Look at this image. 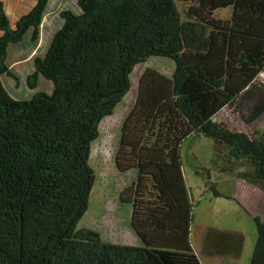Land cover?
I'll return each mask as SVG.
<instances>
[{"label": "trees", "instance_id": "1", "mask_svg": "<svg viewBox=\"0 0 264 264\" xmlns=\"http://www.w3.org/2000/svg\"><path fill=\"white\" fill-rule=\"evenodd\" d=\"M52 1L15 22L0 1V264H203L182 149L205 135L264 179V132L217 118L244 96L255 98L254 119L264 114V0H77L33 58L35 92L13 97L3 83L19 80L10 50L37 46ZM154 57L173 63L171 75L146 67L135 85ZM128 96L115 165L133 172L120 193L132 243L80 226L96 182L92 144ZM255 220L250 264H264V220Z\"/></svg>", "mask_w": 264, "mask_h": 264}, {"label": "rangeland", "instance_id": "2", "mask_svg": "<svg viewBox=\"0 0 264 264\" xmlns=\"http://www.w3.org/2000/svg\"><path fill=\"white\" fill-rule=\"evenodd\" d=\"M0 1L4 2L7 14L14 21L20 15L29 12L37 0ZM64 9L78 11V1H52L44 18L42 35L37 46L33 48L29 44L26 46L17 44L11 48L9 61L19 80L3 76V83L13 97L19 98L17 96L32 95L35 92L28 86V76L33 69V58L45 53L54 32L62 23L60 14ZM218 16L227 18L229 12L222 11L218 13ZM146 67L171 75L174 65L171 61L157 57L149 59L147 63L137 67L135 85L140 73ZM260 78L264 80V72ZM46 81L41 78L37 90H42L41 82L45 83ZM240 100V108L222 110L217 118L226 121L233 128L247 131L253 135L255 132H264V114L255 119L252 117L257 105L255 98L244 96ZM130 105L131 100L128 96L116 112L106 117L100 124V135L92 144L90 156V164L96 171V182L88 210L80 222V226L93 228L113 241L128 243L134 242L136 237L130 224L131 206L121 201L120 193L131 183L133 172L120 173L115 165V154L119 142L120 126ZM196 156L199 162L195 159ZM182 157L185 164V178L197 202L194 209L193 226L201 228L203 225H211L220 229L241 230L244 240L241 238L240 243L244 242L247 264H250L258 240L256 222L247 221L246 224L238 221L236 225L229 226L230 222L226 214L232 211L244 212L250 202L255 204L257 194L254 195V199L249 195L250 192L253 195V189L248 183H255L256 180L253 178H258L262 182L259 185L263 186L264 179L261 180L251 174L254 171V165L250 161L231 157L224 147L205 135L187 139L183 145ZM245 177L250 179L245 180ZM211 186L217 189L221 195H216ZM232 195L238 198L235 199ZM259 196L264 198V192H260ZM249 224L251 227L248 226Z\"/></svg>", "mask_w": 264, "mask_h": 264}, {"label": "crops", "instance_id": "3", "mask_svg": "<svg viewBox=\"0 0 264 264\" xmlns=\"http://www.w3.org/2000/svg\"><path fill=\"white\" fill-rule=\"evenodd\" d=\"M17 19L13 21L11 18L13 22H15ZM248 179L250 178L245 177V180ZM253 179L256 180L255 183H248V185L253 189V195L251 192L249 195L254 199V195L257 194L256 203L253 204L250 202L249 206H246V209L244 208V212L232 211L229 214H226L230 222L229 226H232V224L236 225V222L238 221L244 222L246 224L247 221L256 222V216H259L262 220H264V198L259 196L260 192H264V184L263 186H260L259 184H262V182L258 178ZM206 187L209 188L208 185H206ZM211 188H213V186H211ZM216 195H221V193L219 192V194ZM232 197L235 199L238 198L235 195H232ZM253 199L252 201H254ZM203 226H201V228L197 227L196 225L192 226L194 248L203 264H247V253L244 251V242L240 243L241 238L244 240V235L241 230L230 228L220 229L211 225ZM248 226L251 227V224Z\"/></svg>", "mask_w": 264, "mask_h": 264}]
</instances>
